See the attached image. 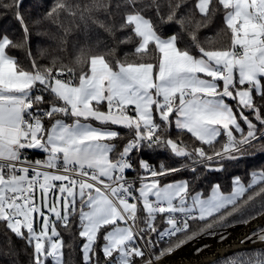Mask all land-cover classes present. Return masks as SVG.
<instances>
[{
	"label": "snow or ice",
	"instance_id": "1",
	"mask_svg": "<svg viewBox=\"0 0 264 264\" xmlns=\"http://www.w3.org/2000/svg\"><path fill=\"white\" fill-rule=\"evenodd\" d=\"M23 2L0 0L24 33L19 42L0 36V222L32 248V264H64L58 227L70 231L77 219L84 264H100L99 253L104 264H163L235 215L257 207L264 215V164L248 170L247 183L233 176L230 191L163 182L264 154V0H53L33 24L54 26L58 36H35L56 47L38 41L37 56ZM218 16L223 27L201 41ZM172 24L180 31L165 34ZM94 30L114 40L126 33L117 44L133 50L99 51ZM181 33L189 44L181 46ZM69 45L76 55L65 64L54 53ZM12 50H24L30 67ZM157 152L187 163L145 156ZM253 235L264 242V229ZM243 264H264V252Z\"/></svg>",
	"mask_w": 264,
	"mask_h": 264
},
{
	"label": "trees",
	"instance_id": "2",
	"mask_svg": "<svg viewBox=\"0 0 264 264\" xmlns=\"http://www.w3.org/2000/svg\"><path fill=\"white\" fill-rule=\"evenodd\" d=\"M11 0H3V3H9ZM53 0H24L21 11L24 15L25 21L29 26L30 31L32 32L31 39V50L34 56L38 55L37 44L39 43L50 49L56 47L55 40H51L48 38H38L35 36V32L40 30H47L50 35L58 36L59 33L57 29L44 22L40 25L36 26L33 24V21L38 19L42 14L47 10L48 7L51 6ZM192 4L195 3V0H191ZM166 13V9H163ZM153 20L155 21V14L149 13ZM223 27L222 16H218L214 23L210 25L208 28L201 30L199 33L201 41L205 40L207 37H215L216 33ZM180 29L177 25H166L163 27V32L165 34H172L174 32H179ZM7 34L10 39L15 42H19L23 39V29L21 28L18 21L15 20L14 14L11 12H6L3 8H0V36ZM125 34H117V39L114 40L108 34L104 33L101 30H94L90 34V43L95 44L97 40L101 41L99 51L107 52L112 48L117 49V55L123 57L125 52H131L133 50V45H118L117 40L122 39ZM77 37L73 36V40ZM182 45L189 44L190 40L188 36L184 33H181ZM12 54L17 56L19 60L26 66L30 67V61L27 59L26 52L24 50H12ZM55 55L60 56L63 59L65 64H68L71 60L74 59L76 52L69 45V49L67 53L57 52ZM49 62L48 59L41 60L40 63L47 64ZM230 103H234V101L229 100ZM260 101L258 100V103ZM248 114V113H246ZM250 118H253L250 116ZM254 119V118H253ZM255 122V120H254ZM246 129V125L244 126ZM122 134L126 132V130L121 129ZM172 135L175 137L177 135L175 129H172ZM187 140V137H184ZM126 142V141H124ZM223 138H220V142L216 144V148L219 149L223 145ZM198 144V142H197ZM29 157L42 158V152L29 150ZM135 155L134 159H135ZM146 158H149L153 164H159L160 161H165L171 167H177L180 164L187 163L185 160H177L171 158L169 153L167 152H157L154 154H145ZM264 164V154H258L252 158L241 159L239 162H231L226 165L224 171L215 172V171H205L203 168H199L196 173H192L191 170L181 171L172 176H168L164 178L163 182L173 181L178 179L190 180L194 182L195 189L197 191L200 190H208L212 184L219 183L222 185L224 191L231 190V181L233 176H241L244 179V182L248 181V170L253 167H259ZM128 176L135 177L137 175L136 171L129 170L127 172ZM197 177L199 179H197ZM138 184V181L136 185ZM135 185V186H136ZM252 208L248 209L249 212L253 211ZM257 209V208H256ZM248 212V213H249ZM244 219L243 215H235L232 217L229 224L237 223L240 220ZM78 219L73 222L72 229L65 230L63 227H58V230L61 232L63 236V240L65 242L64 248V264H84L82 252L80 251V245L83 243V239L79 237V229L77 228ZM203 225L199 222L193 223L192 228L196 230ZM163 227V224H161ZM221 229V228H220ZM219 229V230H220ZM218 230V231H219ZM183 238V237H181ZM102 240V238H101ZM68 245H73V247H68ZM163 242H161L155 249V254L159 253L160 248L166 247ZM32 248L29 247L24 240L18 239L15 234L11 233L10 230L6 228V225L3 222H0V264H32ZM100 264H104V257L102 253H99ZM146 259V257H145ZM50 264V262H49ZM137 264H140V258H137Z\"/></svg>",
	"mask_w": 264,
	"mask_h": 264
},
{
	"label": "water",
	"instance_id": "3",
	"mask_svg": "<svg viewBox=\"0 0 264 264\" xmlns=\"http://www.w3.org/2000/svg\"><path fill=\"white\" fill-rule=\"evenodd\" d=\"M247 221L233 223L213 235H201L190 240L164 257L163 264H208L239 249H264V242L250 234L252 230L264 226V215H256Z\"/></svg>",
	"mask_w": 264,
	"mask_h": 264
},
{
	"label": "flooded vegetation",
	"instance_id": "4",
	"mask_svg": "<svg viewBox=\"0 0 264 264\" xmlns=\"http://www.w3.org/2000/svg\"><path fill=\"white\" fill-rule=\"evenodd\" d=\"M251 210H253V211H251V212L246 211L244 213V219L240 220L238 222L249 220V216L255 217L257 215V213L259 211H261V209H259V207H257V209L256 208L255 209L252 208ZM219 229L220 228H217L215 231H218ZM261 229H264V226H260V227H258L256 229L252 230L250 232V234L253 236L254 233L259 232ZM260 252H264V249H262V248H244V249H239V250L230 252V253L224 255L223 257H220L219 259H217V260H215V261H213L211 263H208V264H243V261L246 259V257L248 255H250L252 253H260Z\"/></svg>",
	"mask_w": 264,
	"mask_h": 264
},
{
	"label": "built area",
	"instance_id": "5",
	"mask_svg": "<svg viewBox=\"0 0 264 264\" xmlns=\"http://www.w3.org/2000/svg\"><path fill=\"white\" fill-rule=\"evenodd\" d=\"M38 157L32 158L33 160L37 159ZM128 176V175H127ZM129 179H132L133 176H128ZM155 239V237H153ZM149 257L146 256V259H148Z\"/></svg>",
	"mask_w": 264,
	"mask_h": 264
},
{
	"label": "crops",
	"instance_id": "6",
	"mask_svg": "<svg viewBox=\"0 0 264 264\" xmlns=\"http://www.w3.org/2000/svg\"><path fill=\"white\" fill-rule=\"evenodd\" d=\"M229 102V101H228ZM230 103V102H229ZM42 158H43V153H42ZM178 180H184V179H178ZM173 181H176V180H173ZM167 182H170V181H167ZM167 182H165V183H167ZM136 187H139V182H138V184L136 185Z\"/></svg>",
	"mask_w": 264,
	"mask_h": 264
},
{
	"label": "rangeland",
	"instance_id": "7",
	"mask_svg": "<svg viewBox=\"0 0 264 264\" xmlns=\"http://www.w3.org/2000/svg\"><path fill=\"white\" fill-rule=\"evenodd\" d=\"M82 257H83V254H82Z\"/></svg>",
	"mask_w": 264,
	"mask_h": 264
}]
</instances>
